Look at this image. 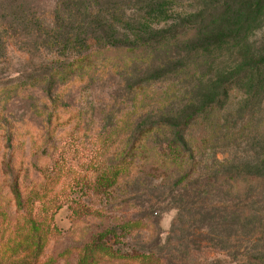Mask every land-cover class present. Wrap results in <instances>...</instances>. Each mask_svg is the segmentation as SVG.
<instances>
[{"label": "rangeland", "instance_id": "1", "mask_svg": "<svg viewBox=\"0 0 264 264\" xmlns=\"http://www.w3.org/2000/svg\"><path fill=\"white\" fill-rule=\"evenodd\" d=\"M63 1H0V212L6 215L0 223L5 241L15 237L24 211L11 191L17 178L24 199L32 189L42 197L34 204L32 219L47 237L43 264H78L82 248L100 244L126 259L102 254L95 264H264V180L249 176L264 175V81L256 96L241 85H232L224 96L239 49L230 46L197 57L193 49L199 45L186 41L126 66L118 64L131 53H98L99 61L82 75L76 73L60 88L57 83L50 99L43 77L54 67L89 52L90 43H95L92 49L130 43L123 24L116 37L94 32L84 7L76 13ZM179 1L185 14L195 13L189 18L194 22L188 21L195 26L219 7L232 3L234 12L261 2ZM116 4L128 13L142 9L138 0ZM212 30L199 42L220 39L222 31ZM243 31L264 54V11ZM68 32L81 33L77 49ZM93 34L98 38L91 41ZM210 101L219 104L208 109ZM196 109L202 113L186 130L193 160L183 166L163 161L170 133H148L138 149H130L142 129L163 121L178 124ZM58 110L67 124L50 139L45 111ZM9 128L16 131L13 145L5 136ZM120 152L134 157L132 174L108 190L95 189L96 176L88 164L93 159L109 166ZM61 157L71 166L66 179L47 180L40 174L39 169ZM9 158L18 163L17 170L7 164ZM185 169L190 176L178 183ZM234 172L244 191L220 178ZM140 255L147 258L141 261Z\"/></svg>", "mask_w": 264, "mask_h": 264}, {"label": "trees", "instance_id": "2", "mask_svg": "<svg viewBox=\"0 0 264 264\" xmlns=\"http://www.w3.org/2000/svg\"><path fill=\"white\" fill-rule=\"evenodd\" d=\"M117 1L119 0L63 1V4L70 5L76 13L84 7V11L90 14L89 19L91 18L88 20V25H90L88 28L92 29L94 32H101L105 35H109V37H116V35L121 32L120 28L123 24L124 28L128 30L125 36L130 40V43H112L103 47L104 49L102 47H99L101 49H92L95 43H90L91 50L89 52L87 51L84 54L80 53L81 55L76 59H72V61H68L65 66L54 67L53 72L48 75V77H43L44 82L47 84L46 91L50 99H52V89L54 90L56 88L57 83L59 87L60 84L63 85L64 82H70V80L74 79L76 73L77 75H82L87 67H91L99 61L100 58L96 56L98 53L103 51H124L131 53L132 55H128L124 63L118 64L119 66H126L141 59L146 60V58L152 57L156 50L162 49L166 45H174L186 41L193 42L196 46L199 45L193 49L197 57L200 54L216 52L230 46H235L239 49L240 57L233 68V73H231L228 78L231 80V83L224 92V96H226L228 89L232 85L247 86L250 94L252 93L253 96L258 92L259 88H262L264 81V54L258 48L251 46L243 30L252 18L255 19L257 14L264 11V0L255 4L253 8L247 5H241L237 7L234 12H232L234 9L232 3L223 9H221V7L214 9L215 7H213L212 9H214V11H209L211 12L209 14L210 16L206 17V19L197 26L192 25V23L189 24L190 22H194L189 20L190 15L195 13L191 12L185 14V12L182 11L184 9L179 7V0H138L142 4V9L139 13H128V9L116 4ZM226 2L228 4V1ZM63 4L60 6V10L65 12ZM234 14L236 17L233 21H230V19L234 17ZM114 15H117L118 18L113 17ZM62 19L64 18L62 17ZM118 21L121 25L116 23ZM221 24H223V26L220 27V29L218 26ZM181 26H183V28H180ZM215 27L216 31H222V33H220L222 34L220 35V39L219 37L217 39L209 38L204 42H199L203 35L205 38L211 35L214 32L212 29ZM88 28L86 27L87 30ZM217 28L219 29L217 30ZM54 29L57 30V27ZM93 35L91 41L98 38L96 34ZM67 38L70 40V45H74V49L82 45L76 41L77 38H81V33L79 35L75 32H68ZM105 60L112 61V58L105 57ZM189 65L185 67L187 70L189 69ZM95 66L97 67V65ZM98 67L95 72L98 71ZM57 90L59 91L60 89L57 88ZM218 102L219 101H210L206 104V108L212 109L219 104ZM59 111L60 110L54 113L45 111L47 112V114H45V130L50 139L56 136L58 128L67 124V121H61L62 119H60ZM201 113L202 109H196L190 116L186 117L178 124L166 121L151 124L139 132L138 137L130 149L132 150L136 147L138 149V146L144 138L143 136H146L148 133H170L171 137L165 143L166 148L162 149L161 152L162 159L164 162L170 163L171 165L183 166L185 162L194 159V148L186 137V130L193 121L198 119ZM15 132L16 131L12 128L5 131V136L11 145L14 143ZM122 154V152L118 153L116 157L117 161L112 162L109 166H102L100 163H94L93 159L91 160L88 164V168L94 169L92 175L94 174V176H96L93 183L95 189L108 190L117 185L124 176L132 174L136 161L134 157L128 159L124 154L123 157L119 159L118 157ZM64 160V157L54 159V163L48 169H39L41 170L40 174L43 177L45 176L47 180L53 179L61 181L66 179L67 176L70 175L71 166H66ZM7 164L13 169L17 170L19 168L17 167L18 163H14L10 158ZM185 170L184 174L179 178L178 183L184 182L190 176L191 170ZM11 172L13 173L12 170ZM249 176L250 180H264V175L262 174H249ZM216 178H218V176ZM220 178H225L226 181L229 180L233 185L235 184V187H238L239 191H244L239 181L241 178L239 173L234 172L231 175H223ZM34 190L35 189H32L31 194L24 199V193L17 178L11 186V191L19 206V210L22 209L24 211H18L21 212L19 215H22V220H19L18 224L15 226V237L13 239L8 237L5 241V229L1 230L0 223V264H43L41 256L45 248L47 237H45L43 227L40 228L41 224H38L37 221L32 219V214L34 212L32 209L35 207V202L39 199L42 200L38 191ZM0 216L3 217L2 220H4V216L6 215L0 212ZM20 229H23L25 233L22 234V230ZM95 249H98L97 253H95ZM82 250L83 252H80L78 264H95L98 262V257L102 256V254L109 255L117 260L126 259L125 255H116L114 251H111L110 248L103 244L97 247L86 246L82 248ZM137 257L141 261L147 258L143 255Z\"/></svg>", "mask_w": 264, "mask_h": 264}]
</instances>
